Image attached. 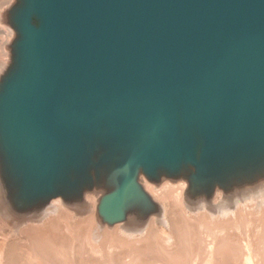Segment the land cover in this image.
Instances as JSON below:
<instances>
[{
  "label": "water",
  "instance_id": "95a60500",
  "mask_svg": "<svg viewBox=\"0 0 264 264\" xmlns=\"http://www.w3.org/2000/svg\"><path fill=\"white\" fill-rule=\"evenodd\" d=\"M11 25L0 153L26 198L111 165L115 221L139 170L203 184L264 163V0H19Z\"/></svg>",
  "mask_w": 264,
  "mask_h": 264
},
{
  "label": "bare ground",
  "instance_id": "6f19581e",
  "mask_svg": "<svg viewBox=\"0 0 264 264\" xmlns=\"http://www.w3.org/2000/svg\"><path fill=\"white\" fill-rule=\"evenodd\" d=\"M18 4L0 0L10 26ZM10 29L0 83L14 62ZM5 169L0 153V264H264V163L203 184L191 166L139 170V193L115 221L101 212L120 187L114 166L94 162L82 185L36 201Z\"/></svg>",
  "mask_w": 264,
  "mask_h": 264
},
{
  "label": "rangeland",
  "instance_id": "374dc122",
  "mask_svg": "<svg viewBox=\"0 0 264 264\" xmlns=\"http://www.w3.org/2000/svg\"><path fill=\"white\" fill-rule=\"evenodd\" d=\"M12 26H10L9 23H5L1 16H0V63L3 61L6 62L7 56L5 55L6 50L2 47L1 40L6 39L7 35L10 33V29Z\"/></svg>",
  "mask_w": 264,
  "mask_h": 264
}]
</instances>
